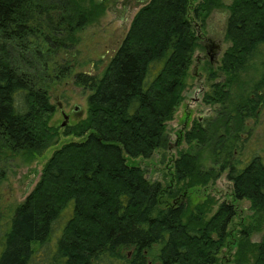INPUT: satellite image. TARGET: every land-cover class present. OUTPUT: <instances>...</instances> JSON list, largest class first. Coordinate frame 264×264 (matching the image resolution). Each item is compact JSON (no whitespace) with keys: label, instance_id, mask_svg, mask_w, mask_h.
I'll use <instances>...</instances> for the list:
<instances>
[{"label":"trees","instance_id":"1","mask_svg":"<svg viewBox=\"0 0 264 264\" xmlns=\"http://www.w3.org/2000/svg\"><path fill=\"white\" fill-rule=\"evenodd\" d=\"M82 3L0 0V150L32 156L54 145L49 85L71 74L60 50L95 16ZM224 6L148 0L106 69L75 75L88 92L87 117L66 132L77 140L52 154L33 191L0 222V264H264V236L252 243L248 229L236 262L233 254L222 262L238 215L234 203L208 217L205 204L190 210L183 202L195 184L226 173L234 201H249L264 222V156L252 149L248 160L235 157L252 133L248 122L264 109V0L226 6L230 46L209 75L221 81L204 97L216 117L195 121L180 136L189 147L209 149L214 167L203 171L198 154L180 152L173 176L184 188L179 199L129 163L168 146L167 125L183 101L201 32Z\"/></svg>","mask_w":264,"mask_h":264},{"label":"rangeland","instance_id":"2","mask_svg":"<svg viewBox=\"0 0 264 264\" xmlns=\"http://www.w3.org/2000/svg\"><path fill=\"white\" fill-rule=\"evenodd\" d=\"M102 1L82 0L84 7L94 12L95 16L83 31L74 35L72 42L74 44L67 48L69 53L65 48L60 50L58 56L63 61L70 62L73 69L68 77L56 79L49 85L51 103L55 106L54 115L49 121V126L55 129L54 133L57 137L54 145L45 152L32 156L0 150L1 223L9 221L17 207L33 191L52 154L67 142L77 140L74 136H66V132L86 119L88 92L76 84L75 75L77 73L100 75L106 69L126 36L134 16L148 0ZM220 1L225 6L212 11L201 32L194 62L187 75L183 101L173 120L167 125L168 146L157 150L149 159L129 160L130 164H139L143 168L149 181L159 182L167 192L177 191L179 199L184 193V188L176 183L173 176L174 162L180 152L191 151L193 155L198 154L203 171L214 167L209 149L195 148L194 145L189 147L180 136L182 132L189 131L195 121L212 120L216 117L214 106L206 104L204 97L208 92L210 93L212 84L221 81L220 74L214 81L209 78V75L213 71H218L223 54L230 46L225 37L229 17L226 6L233 0ZM199 2L200 0H194L195 5ZM68 43L71 42L68 41ZM211 44L218 46V49L209 56L207 47ZM64 115L68 116V124L62 127ZM248 123L252 133L250 136L247 134L242 137L243 141L246 139L248 141L241 151L239 149L242 146L235 152L236 158L245 160L254 154L252 149L256 151V155L264 156V109L257 121L253 119ZM189 192V200L185 194L187 199L183 198V202L188 201L190 210H194L197 205L205 204L208 208V217L212 216L222 203H234L237 206L238 215L230 227L229 244L221 255L222 262L230 260L232 254V260L234 258L235 261L243 230H250L252 243L257 244L263 238L262 217L251 209L249 201H234L233 184L227 179L226 173L219 174L217 178L212 177L207 182L195 184L193 191L190 189ZM165 200L171 201V199ZM65 219L66 216L56 225V232L59 233Z\"/></svg>","mask_w":264,"mask_h":264},{"label":"flooded vegetation","instance_id":"3","mask_svg":"<svg viewBox=\"0 0 264 264\" xmlns=\"http://www.w3.org/2000/svg\"><path fill=\"white\" fill-rule=\"evenodd\" d=\"M217 47H218V46H215V45H213V44H211L210 46L207 47V51H208V53H209V56H212V53H214L215 50L218 49Z\"/></svg>","mask_w":264,"mask_h":264},{"label":"water","instance_id":"4","mask_svg":"<svg viewBox=\"0 0 264 264\" xmlns=\"http://www.w3.org/2000/svg\"><path fill=\"white\" fill-rule=\"evenodd\" d=\"M67 121H68V116L67 115H64V122L62 123V127H65L68 124Z\"/></svg>","mask_w":264,"mask_h":264}]
</instances>
